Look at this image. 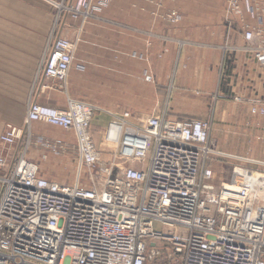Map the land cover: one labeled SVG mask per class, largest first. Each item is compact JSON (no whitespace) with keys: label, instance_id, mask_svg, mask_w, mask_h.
Instances as JSON below:
<instances>
[{"label":"built area","instance_id":"1","mask_svg":"<svg viewBox=\"0 0 264 264\" xmlns=\"http://www.w3.org/2000/svg\"><path fill=\"white\" fill-rule=\"evenodd\" d=\"M111 1L56 6L86 21ZM244 9L257 26H243L242 50L264 75V6L244 0ZM233 13L242 16L239 2L227 0L226 15ZM163 19L175 25L181 16L168 10ZM78 38L51 35L39 75L65 89ZM234 101L264 116L258 102ZM96 110L71 98L64 109L32 102L23 128L5 127L0 264H264V162L220 152L208 120L137 118L129 112L109 113L101 135L110 156L104 161L90 131ZM34 123L71 133L75 142L33 135ZM22 140V154L10 170L7 154ZM31 149L74 157L76 183L39 177L38 167L25 160ZM212 158L229 166L226 180L215 181ZM82 172L89 187L80 184Z\"/></svg>","mask_w":264,"mask_h":264},{"label":"crops","instance_id":"2","mask_svg":"<svg viewBox=\"0 0 264 264\" xmlns=\"http://www.w3.org/2000/svg\"><path fill=\"white\" fill-rule=\"evenodd\" d=\"M77 2L0 0V136L7 125L24 127L30 103L64 109L71 98L97 108L90 131L102 159L108 161L101 135L111 121L109 113L205 120L202 117L217 114L219 105L233 103L235 97L264 105V75L242 50L243 26H257L246 14L244 0H238L242 16L229 17L227 0H112L86 21L56 6ZM258 2L264 6V0ZM168 10L180 14L178 24L163 19ZM261 28L264 37V24ZM51 35L79 37L65 89L39 75ZM244 122L239 121L238 132L231 137L232 141L237 137L239 149L223 152L264 162V128ZM31 130L48 139L65 141L62 138L71 136L70 142H75L71 133L43 123L32 124ZM23 144L24 140L18 142L7 154L10 170ZM25 160L38 167L43 179L67 186L76 183L74 157L62 161L31 149ZM62 164L69 175L62 173ZM80 184L89 187L85 172Z\"/></svg>","mask_w":264,"mask_h":264},{"label":"rangeland","instance_id":"3","mask_svg":"<svg viewBox=\"0 0 264 264\" xmlns=\"http://www.w3.org/2000/svg\"><path fill=\"white\" fill-rule=\"evenodd\" d=\"M58 16L59 15L56 16V26L59 20ZM180 106L187 107L188 105L180 104ZM208 107H212V104L208 105ZM218 109L219 110L217 114L213 113L212 111V113H209L208 116L202 117V119L209 120L212 123L211 137L215 139L218 146V150L220 152H223L225 148L237 149V150L239 149V141L237 140V137L236 139H234V141L231 140V137L232 136L234 137V135L237 134L239 129V121L241 119H245L244 124L246 125H250V126L253 125L255 127L257 125L259 127L264 126V116L252 115L249 106L245 105V103L226 102L223 103L222 105H219ZM139 118H145V117H139ZM172 118H193V117L172 116ZM62 139H64L68 143H71L70 141H72L71 136H65ZM59 158L62 159L63 161V159H66L67 156L59 157ZM209 164L214 172L215 181L217 183L227 179V176L229 174V166H226V163L224 161L218 158H212ZM236 164H242V163L237 162ZM62 165L60 166V168H62V173H66V175H69V171L67 170L66 166H64V164ZM248 167L255 168V166H251V165H248Z\"/></svg>","mask_w":264,"mask_h":264}]
</instances>
